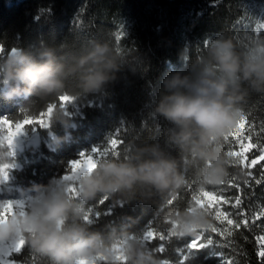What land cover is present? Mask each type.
Returning <instances> with one entry per match:
<instances>
[{
    "label": "trees",
    "instance_id": "obj_1",
    "mask_svg": "<svg viewBox=\"0 0 264 264\" xmlns=\"http://www.w3.org/2000/svg\"><path fill=\"white\" fill-rule=\"evenodd\" d=\"M218 40L231 41L242 66L264 59V0H0V120L16 127L43 117L48 124L26 125L18 136L26 141L37 128L41 146L26 142L24 151L12 154L6 145L9 154L0 162L1 171L16 187L33 194V186L71 175L70 161L87 156L93 161L124 159L155 147L178 158L173 138L180 129L156 111L169 94L165 80L177 74L194 77L213 64L210 49ZM100 43L111 46L120 67L98 92L78 87L80 72L67 77L65 100L56 94H14L4 87L2 75L13 48L37 59L53 50L57 63L73 67ZM238 75L242 115L223 141L236 161L229 166L228 179L205 191L193 167L185 170L186 183L178 190L160 193L137 185L107 196L100 193L86 205L92 221L89 232L113 240L136 235L160 264H264V163L243 166L249 144L242 139L248 117L256 125L248 134L261 143L251 155L264 151V131L257 134L264 128V86L254 84L255 77L243 79V71ZM49 133L55 136L52 147L45 142ZM234 137L243 144L238 151L229 148L236 143ZM210 191L234 203L203 202L205 193L215 196ZM194 196L208 208L212 226L181 233L167 210L186 207ZM221 210L231 213L235 228L223 223L227 217ZM4 259L0 264H53L27 243L10 248Z\"/></svg>",
    "mask_w": 264,
    "mask_h": 264
},
{
    "label": "clouds",
    "instance_id": "obj_2",
    "mask_svg": "<svg viewBox=\"0 0 264 264\" xmlns=\"http://www.w3.org/2000/svg\"><path fill=\"white\" fill-rule=\"evenodd\" d=\"M210 55L214 63L201 68L194 77L177 74L166 79L169 94L156 108L180 129L173 138L180 149L178 158L153 147L124 159L94 161L95 166L89 158L85 163L70 161L72 174L33 186L26 206L0 201V211L4 213L0 216V245L23 247L26 242L36 252L50 257L53 264H160L136 235L113 240L99 232H89L92 221L86 205L100 193L107 196L137 185L152 186L160 193L178 190L186 183L185 170L193 167L205 191L228 179L229 166L236 161L224 150L223 141L238 126L242 115L237 105L243 99L238 94V73L243 71V79L255 77L253 83L264 86V59L246 61L242 66L229 40L216 41ZM6 65L2 82L8 90L38 97H63L67 77L77 72L81 73L78 87L82 91L98 92L120 67L117 55L106 43L97 44L73 67L57 63L53 50L43 52L37 59L19 48L11 50ZM59 115V111L54 113L55 117ZM33 123L44 122L28 121L16 129L17 135ZM5 132L0 137V162L9 154L5 148L12 139L7 129ZM251 147L249 143L246 151ZM197 199L194 196L182 209L167 210L181 233L212 226L208 208L201 207ZM195 244L197 241L192 242V246Z\"/></svg>",
    "mask_w": 264,
    "mask_h": 264
},
{
    "label": "rangeland",
    "instance_id": "obj_3",
    "mask_svg": "<svg viewBox=\"0 0 264 264\" xmlns=\"http://www.w3.org/2000/svg\"><path fill=\"white\" fill-rule=\"evenodd\" d=\"M5 86L6 85H4V87ZM66 98H67L66 95H64L62 97L63 100H65ZM44 121L45 122L43 123V128H47L48 125L46 123V119H44ZM4 122H5L4 120H0V137H4L3 131H4V129H7V131L10 133V135H8V136L12 138L9 141V143H11V144H8L7 148L9 149V152L13 154V153H15L16 149L18 148V146L15 143V139L13 137V134H14L15 129H17V127H20V126L17 125L15 128H11V127H8L7 124H5ZM48 135L51 137V139L49 141H47L46 144L49 147H52V145H53L52 140L55 138V136L53 133H49ZM18 145H19V147H20V145L23 146V144L20 143V140L18 141ZM17 151H19V150H17ZM86 158H84L83 160H86ZM88 158L90 160L92 159L90 157H88ZM93 165H94V161H93ZM10 178H11L10 175L7 174L6 171L1 172V167H0V201H8L9 204H11V202H15L17 207H19L21 204L26 206L28 197L33 195V194H31L30 192L23 191L20 188L16 187L14 184H12L10 182ZM203 202H206L208 204H218L219 199L210 193H205L204 197H203ZM9 211H11V209H9ZM220 213L222 214V212H220ZM0 216H4L3 211H0ZM4 218L7 219L6 216ZM199 239H200V234H196V240H199ZM12 247L17 249L18 246L14 247L11 244L0 245V260H2V261L5 260L4 256L8 254V251ZM163 264H169V263H163Z\"/></svg>",
    "mask_w": 264,
    "mask_h": 264
},
{
    "label": "snow or ice",
    "instance_id": "obj_4",
    "mask_svg": "<svg viewBox=\"0 0 264 264\" xmlns=\"http://www.w3.org/2000/svg\"><path fill=\"white\" fill-rule=\"evenodd\" d=\"M39 120L45 122L43 117H40ZM14 127H15V123H14ZM245 128H246L245 135L242 138L243 139V144H249L250 143L252 145V147L250 148L249 151H247L244 154L247 157V159L244 161L243 166L245 168H252L258 163H264V151H261L260 155H258V156H252L251 155L253 151H255V150H257V149H259L261 147V143L260 142H256L254 137L252 135L248 134L252 129H256L255 122L254 121H250L248 119V117H247V124L245 125ZM260 131H264V128L257 130V134H259ZM14 135H17L16 129L14 131ZM231 138L232 137L230 136L228 139H231ZM235 142L236 143L234 145H231V146L229 145V148L232 149L233 151H238L241 147H243V144L238 143L236 138H235ZM115 154L118 155V153H115ZM85 155L86 154H83V157H85ZM87 158H88V156H87ZM80 161L82 163L86 162V160H80ZM262 171H264V168H262ZM210 192L214 193L213 191H210ZM215 196L218 199L222 197V196L217 195V194H215ZM222 198L223 199L219 200V205H229L231 203H234V201H229L226 197H222ZM213 211L216 212V208H213ZM221 212L226 214V217H227V219H225L223 221V223L226 222L228 225H231V226H233L235 228L237 222L231 218V216H232L231 213H229L227 211H223V210H221ZM228 221H232V223L229 224ZM217 231H220V232H222L224 234V232L222 230H218L217 229ZM261 243H262V246H264V239H262ZM197 246H198L197 244L193 245V247H197ZM262 255H264V253H262Z\"/></svg>",
    "mask_w": 264,
    "mask_h": 264
},
{
    "label": "water",
    "instance_id": "obj_5",
    "mask_svg": "<svg viewBox=\"0 0 264 264\" xmlns=\"http://www.w3.org/2000/svg\"><path fill=\"white\" fill-rule=\"evenodd\" d=\"M27 142H28V146L38 148L42 144L41 135L39 133H35L27 139Z\"/></svg>",
    "mask_w": 264,
    "mask_h": 264
},
{
    "label": "bare ground",
    "instance_id": "obj_6",
    "mask_svg": "<svg viewBox=\"0 0 264 264\" xmlns=\"http://www.w3.org/2000/svg\"><path fill=\"white\" fill-rule=\"evenodd\" d=\"M48 125V124H47ZM20 126V125H19ZM18 128V127H17ZM35 131H37V128H35ZM52 135V134H51ZM23 140H20V143H22L23 144V142H22ZM94 165H95V163H94ZM93 165V166H94Z\"/></svg>",
    "mask_w": 264,
    "mask_h": 264
},
{
    "label": "built area",
    "instance_id": "obj_7",
    "mask_svg": "<svg viewBox=\"0 0 264 264\" xmlns=\"http://www.w3.org/2000/svg\"><path fill=\"white\" fill-rule=\"evenodd\" d=\"M23 142V141H22Z\"/></svg>",
    "mask_w": 264,
    "mask_h": 264
}]
</instances>
